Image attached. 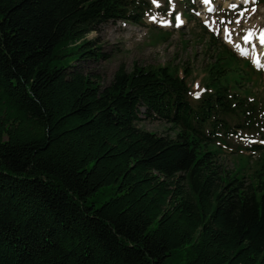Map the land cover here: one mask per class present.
Wrapping results in <instances>:
<instances>
[{"label":"trees","instance_id":"trees-1","mask_svg":"<svg viewBox=\"0 0 264 264\" xmlns=\"http://www.w3.org/2000/svg\"><path fill=\"white\" fill-rule=\"evenodd\" d=\"M148 8L0 0V264H168L187 245L186 264H264V146L249 176L221 162L238 131L264 139L239 90L261 73L213 35L194 104L174 67L120 65L102 86L74 64L102 55L89 33Z\"/></svg>","mask_w":264,"mask_h":264},{"label":"rangeland","instance_id":"rangeland-1","mask_svg":"<svg viewBox=\"0 0 264 264\" xmlns=\"http://www.w3.org/2000/svg\"><path fill=\"white\" fill-rule=\"evenodd\" d=\"M148 1L151 8L142 24L122 20L110 21L100 26L97 31L89 33L86 39L99 47L98 51L102 55L98 59L79 60L74 64L84 73L97 79L102 86L109 84L120 65L127 71L134 65L145 68L174 67L180 76L185 77L190 89V100L194 104L197 97L193 93L199 92V97L203 93L205 66L210 60L206 54V46L212 33L242 58L249 57L247 47L251 46L256 56H259L260 62L259 65L253 62L254 66L263 71L259 37L261 29L264 28V0L260 5L255 0L254 13L251 2L245 7L232 9L231 0H214L215 9L211 15L204 14L201 0H158V5L153 4L152 0ZM178 12L185 17V24L181 27L174 26L173 17ZM156 19L168 21L169 24L165 28L158 27L154 23ZM205 21H208L209 25ZM249 29L252 35L246 41L243 37ZM159 31L167 34H160ZM184 70L187 71L186 75ZM239 90L247 92L248 99L253 100L259 113H262L258 118L264 123V75H253L252 81H244V87ZM138 125L156 134L172 133L168 130L169 126L159 120L143 119ZM255 137L258 136L240 131L239 135L227 140L221 153V162L226 170L243 167L247 176L253 172L259 154H252L247 148ZM110 195L111 192L98 194L91 200L98 207L107 201ZM188 248L187 245L181 249L176 258L168 264H186Z\"/></svg>","mask_w":264,"mask_h":264},{"label":"snow or ice","instance_id":"snow-or-ice-1","mask_svg":"<svg viewBox=\"0 0 264 264\" xmlns=\"http://www.w3.org/2000/svg\"><path fill=\"white\" fill-rule=\"evenodd\" d=\"M153 4H157L158 5V0H152ZM203 3L205 4H208L210 2V0H202ZM245 3H252L253 4V7H252V12L254 13L256 11V8L254 6L255 4V0H244ZM230 7H236V5H230ZM247 11V10H245ZM151 19H155V17H150ZM176 20L177 21H180V17L179 15H176ZM182 22V21H180ZM165 23H167L165 21ZM227 31V30H225ZM251 35H252V31L251 29L248 30L247 34L243 37L244 40H249L251 38ZM259 40H260V43L261 44H264V28L261 29V33H260V37H259ZM254 63H256L257 65H259V60L258 59H255L254 57ZM194 96H196L197 98L199 97L200 93L199 92H196V93H193ZM262 143H264V141H262Z\"/></svg>","mask_w":264,"mask_h":264},{"label":"bare ground","instance_id":"bare-ground-1","mask_svg":"<svg viewBox=\"0 0 264 264\" xmlns=\"http://www.w3.org/2000/svg\"><path fill=\"white\" fill-rule=\"evenodd\" d=\"M233 1H235V2H237V3H245V2H243V0H233ZM250 48V47H249ZM252 48V47H251ZM249 54H250V56H251V58H252V60H254V57H255V59H258L257 57H256V54L255 53H253V52H249Z\"/></svg>","mask_w":264,"mask_h":264}]
</instances>
